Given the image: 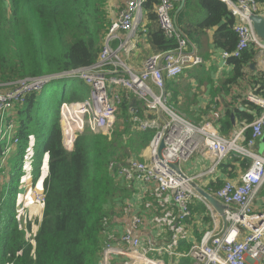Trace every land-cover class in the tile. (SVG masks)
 <instances>
[{"label":"trees","instance_id":"1","mask_svg":"<svg viewBox=\"0 0 264 264\" xmlns=\"http://www.w3.org/2000/svg\"><path fill=\"white\" fill-rule=\"evenodd\" d=\"M192 1L185 0V4ZM195 1L205 12L204 19L196 24V28L216 27L213 45L231 52L237 44L233 30L236 19L221 0ZM259 2L260 7H264V0ZM157 4L158 0H145L143 12L151 22L156 21L154 9ZM105 7L106 0H0V85L61 74L95 63L110 26ZM145 34L156 53L175 47V41L166 39L157 27H150ZM254 58L255 50L250 48L239 58L227 59L233 67L230 81L241 77L242 69ZM188 73L190 75V71ZM73 80L77 82L62 86L61 98L56 103L54 97L40 101L39 93H31L21 104H15L10 112L9 116L17 122L18 143L14 147L21 162L28 144L36 139L32 182L35 184L42 175L45 156L47 174L41 189L44 203L37 204L30 199L43 208L38 228L31 237H27L31 233V224L28 222L23 228L22 217L16 213L22 186V166L9 173L6 192L0 190V211L6 205L4 222L0 226V264H98L105 232L109 229V225L104 226V220L110 224L112 216L130 196V190L108 170V164L113 161L124 165L129 160H140L139 155L154 137V132L143 133L131 121L130 110L135 102H124L115 125L118 127L117 118L121 114L125 128L131 124L134 132L128 134L126 141V131L118 128H113L109 136L85 130L76 134L73 149L65 151L59 125L60 105L83 101L88 96L85 84ZM256 89L255 86L252 88ZM247 105L256 116L261 114L260 107ZM234 112L238 122L250 124L254 120L251 115L237 109ZM231 129L230 119L220 122L221 135L227 136ZM245 136L250 137L249 129ZM130 153L136 157H129ZM227 158L229 161L220 165L216 176L221 170L228 178L209 183L206 188L213 191L221 188L225 182L244 173L251 164L250 159L234 154ZM237 170L241 173L234 176L232 172ZM197 210L193 204L190 206L186 226L190 225ZM199 238L197 236L198 240L193 243H198ZM190 247L182 243V255L187 254Z\"/></svg>","mask_w":264,"mask_h":264},{"label":"built area","instance_id":"2","mask_svg":"<svg viewBox=\"0 0 264 264\" xmlns=\"http://www.w3.org/2000/svg\"><path fill=\"white\" fill-rule=\"evenodd\" d=\"M221 2L236 19L233 30L237 36L235 48L231 52L224 51L222 58L236 59L250 45L257 53L256 58H259L264 52V44L257 38L250 21L253 15L264 17L260 14L259 0ZM144 3L145 0L125 1L126 6L120 11L118 18L110 22L103 48L95 64L63 73L82 79L90 88L89 97L84 102H65L60 105L59 123L65 151L73 149L76 134L85 125L94 134L110 135L114 115L122 104L120 95L109 91L111 86L131 92L145 110L154 115L152 118L140 119L138 111L133 110V122L137 124L138 130L158 131L151 145L149 163L131 162L127 166L117 167V175L127 183L153 184L154 200L147 202L145 207L156 211L152 222L168 238L160 246L154 244L153 239H147L143 246L134 234L142 225V219L134 216L130 229L123 235L116 237L106 230L98 264H112L116 257L127 258L128 261L124 264H165L153 257V254L170 258L178 256L175 250L179 242L188 239V228L184 220L190 215V206L194 202L206 204L192 185L214 181L216 169L230 154L241 158L251 157L252 165L221 188L208 192L223 207L224 227L218 229L215 225L212 232L204 234L200 242L191 245L187 254L180 256L195 264H264V211L257 213L252 209L256 195L264 187V156L252 153L255 140L264 133V97L256 95L255 92L247 95V101L260 107L262 112L248 127L235 130L232 135L225 136L227 138L220 136L211 122L197 127L174 115L165 107L164 80L175 79L203 61L172 18L173 0H158L154 9L157 27L166 39L175 41V47L149 56L140 70L131 66L129 68L123 63L119 52L128 55L131 53ZM119 31L126 32L127 36L123 41L120 40L117 50H112L110 42L119 40ZM143 33H146L145 30ZM49 81L48 77H31L0 85V141L10 140L7 146L0 142V149L4 152L0 166L4 164L11 146L17 144V140L11 136V130L17 123L5 111H11L15 104H21L27 95L40 93ZM149 82L158 91V95L150 88ZM74 116L80 119V128L70 137L68 134ZM247 128L251 131L249 138L245 136ZM160 141L164 147L159 155L157 147ZM200 149H208L212 156L210 164L193 177L178 173L181 165ZM114 167L115 164L110 162L109 169ZM33 197L36 202L44 203L42 191L33 192ZM173 205L175 208L170 207ZM206 206L212 212V208L207 204ZM213 222L216 224L217 219L214 218ZM107 225L104 220V226Z\"/></svg>","mask_w":264,"mask_h":264},{"label":"crops","instance_id":"3","mask_svg":"<svg viewBox=\"0 0 264 264\" xmlns=\"http://www.w3.org/2000/svg\"><path fill=\"white\" fill-rule=\"evenodd\" d=\"M125 1L126 0H106L105 11L109 22H112L117 18L118 12L126 5ZM173 5H177V8L174 7L172 11L173 20L175 21L178 28L187 37L190 46L194 47L197 55L202 59L203 62L200 65L189 69L191 76L188 73L189 71L186 70L179 77L167 80L165 82V89L168 95L167 102L170 101V107H174L182 117L184 115L192 116L194 120H199V118L202 117L203 121H200L199 124L192 123L186 119L192 124L201 126L208 123V121L204 120L208 118L209 115L206 116L204 112L209 110H217L219 112L218 118L213 120L214 122H211L213 124L212 126L217 132H219V125L221 121L225 119L231 120V117H233V120H235L234 122L231 120L232 129L228 132L229 134L227 136L231 135L232 132L241 127L245 128L248 124L246 121L238 122L236 117H234V110L237 109L239 112L249 114L253 117V119L256 117L255 111L250 109L247 105H253L247 101V95L252 94V92L259 94L258 96L264 95V64L262 63L264 62V53H262L259 58H256L257 53L255 52V58L253 61L249 62L242 69L241 77L235 79L234 81H230L233 78V67L227 63V60L222 58V53L224 50L216 48L213 45L212 38L216 27L204 30L196 28V24L204 19V10L199 6V4L196 3L195 0L189 4H185V0H173ZM260 9L264 10V7L261 6ZM155 22L149 21L143 12L139 27L135 34L134 47L131 53L127 57H124L129 66L132 68H140L142 62L146 58L156 54L155 49L149 44L146 34L143 33L144 30L145 32L149 31L150 27L156 28L157 24ZM116 45V41L112 42L113 47ZM251 46L252 45H250L248 49L253 48V46ZM250 65H252V67H250ZM73 82L76 83V81ZM68 85L69 83L67 85L64 84V86ZM198 86L200 87L198 88ZM254 86L257 88L256 90H252ZM86 89L88 92L87 87ZM200 89H202L203 92ZM119 91L120 93H123L122 90ZM129 97L131 98H129L128 103L133 104V97L131 95ZM206 104L208 105L204 109L203 105ZM228 111L230 112L229 115ZM14 150L15 151L13 152V155L17 153V148L15 147ZM148 152L149 151L147 148L145 151L143 150L141 152L139 155L141 161H145L148 156ZM252 152L256 155H264V133L263 136L255 143ZM227 159L223 161L224 164L229 161ZM190 160L193 161L189 164L188 168H184L183 165L188 164ZM190 160L183 163L180 168L186 174L191 176L199 174L210 164L207 154H195ZM44 164L46 172L41 175L39 182L36 184L37 188L40 190L43 188V180L47 174L46 158L44 159ZM234 166L236 167L237 164L234 163ZM236 173L240 172L236 171ZM214 176L215 180L211 181L210 183H215L218 179L223 181L227 179V176L222 174L221 170H219L217 176L216 173ZM119 181L126 183L122 180ZM7 184L8 182L3 185L1 189L2 193L6 192ZM126 184H129L130 196L126 199L125 204H123L124 206L118 208L116 213L112 216L111 221H109L110 224H108V233H111L116 237L123 235L130 229L132 218L134 216H139L142 219V225L134 231L135 236L141 240L143 246L145 245V241L147 239H153L154 244L160 246L167 240L168 235L166 233L162 235L163 232L160 231V228L153 224L152 218L156 215V211L154 209H148L145 207L147 202L153 201V184ZM202 184L205 185V183ZM27 203L28 201L25 203L23 199L18 197L16 207L20 206V208H18L20 209L18 213L19 218L27 216L28 219L33 218L39 222L43 208L39 206L37 212L35 214H31V212H28V207L30 205H27ZM193 205L197 207L198 210L194 213V219L191 221L190 225L186 226V228H188V239L179 242L177 247L178 250L176 251L178 256L170 258L166 255L153 254V257L162 260L165 264L193 263V261H190L188 258L180 256L183 254L180 245L182 243H186L191 246L193 242L198 240L197 236H200L201 238L205 231L214 229L213 222L207 217V209L205 206L198 202H194ZM253 210L257 213L264 211V188L256 196L253 203ZM3 222L4 218H1L0 226L3 224ZM217 224H224L221 215L218 217ZM36 230L37 225L31 228L32 233H35ZM29 235L27 237H29ZM122 248H125V246H122ZM126 261H128L127 258L116 257L112 264H124Z\"/></svg>","mask_w":264,"mask_h":264},{"label":"bare ground","instance_id":"4","mask_svg":"<svg viewBox=\"0 0 264 264\" xmlns=\"http://www.w3.org/2000/svg\"><path fill=\"white\" fill-rule=\"evenodd\" d=\"M126 6V5H125ZM124 9V7L121 9V10H123ZM120 10V11H121ZM120 11L118 12V15H119V13H120ZM117 18H118V16H117ZM107 33H108V31L106 32V34H105V36H104V39H103V45H104V42H105V38H106V35H107ZM117 35H118V37H119V40H117L116 42H117V45L115 46V47H113L112 46V42H115V40L114 41H112V42H110V47H111V49L112 50H117L118 49V46H119V44H120V40L121 41H123L125 38H126V36H127V33L126 32H124V31H119L118 33H117ZM257 38L264 44V42H263V40L261 39V38H259L258 36H257ZM103 45H102V48H103ZM102 50V49H101ZM101 52V51H100ZM264 53V52H263ZM242 54V53H241ZM241 54H240V56H241ZM119 56H120V58H121V61L123 62V63H125L129 68H131L130 66H129V64L127 63V61L124 59V57H127L128 56V54H126V53H124V52H122V51H120L119 52ZM239 56V57H240ZM99 57V56H98ZM238 57V58H239ZM98 60V59H97ZM96 60V61H97ZM146 60V59H145ZM144 60V61H145ZM144 61L142 62V65H143V63H144ZM96 63V62H95ZM95 63H93V64H95ZM202 63V62H201ZM200 63V64H201ZM200 64H198V65H200ZM92 65V64H91ZM142 65H141V67L140 68H138V69H135V70H140L141 68H142ZM198 65H196V66H198ZM90 66V65H89ZM79 69V68H78ZM75 70V69H74ZM122 76H127V75H123L122 74ZM43 77V76H42ZM44 77H48V78H50V80H52V79H60V78H70V79H77V80H79V81H81V82H83L84 84H85V86L88 88V96H87V98L85 99V100H87L88 99V97H89V92H90V88H89V86L82 80V79H80V78H78V77H76V76H71V75H66V74H63V73H61V74H56V75H52V76H44ZM34 78H37V77H34ZM27 79V78H26ZM167 80H171V79H165L164 80V95H165V107L168 109V110H170L174 115H176V116H178V117H180V118H182L183 120H185V122H187L188 124H191V125H193V126H201V125H195V124H192V123H190V122H188L186 119H184L182 116H180L177 112H176V110L174 109V108H172V107H170V106H168L167 105V98H168V95H167V93H166V89H165V82L167 81ZM16 83V82H15ZM2 85H6V84H2ZM148 85L150 86V88L153 90V92L156 94V95H158V91L152 86V84L149 82L148 83ZM109 89V91L110 92H117L119 95H120V97H121V100H122V104L124 103V102H128V100H129V98H131V97H129L130 95L133 97V99H134V102H135V106H133L132 107V109L130 110V117H131V121L133 122V115H132V111L133 110H137L138 111V116H139V118L140 119H144V118H152V117H154V115L153 114H150L149 112H147L146 110H145V108H144V106L142 105V103L140 102V101H138L136 98H135V96L131 93V92H128V91H126V90H124L123 88H121V87H118L117 89H115L114 87H109L108 88ZM119 90H122L123 91V93H120V91ZM85 100H83V101H78V102H68V104H76V103H82V102H84ZM121 104V105H122ZM121 105L117 108V111H116V113H115V115H114V122H113V126H112V131H113V127H114V125H115V121H116V117H117V114H118V112H119V108L121 107ZM10 112L11 111H5V113L6 114H8V116L10 115ZM59 116H60V111H59ZM235 120V119H234ZM234 120H233V122H234ZM253 122V121H252ZM251 122V123H252ZM134 123V122H133ZM250 123V124H251ZM136 126H137V124L136 123H134ZM250 124H248L246 127H248ZM59 125H60V123H59ZM16 125L14 126V128H12V130H11V136H12V139H14V140H17V143H18V139L16 138V135H17V130H16ZM138 127V126H137ZM245 127V128H246ZM79 128H80V119H78L76 116H74V120H73V124H72V127H71V130H70V133L68 134V136H70V137H72V134H73V132H75V131H78L79 130ZM247 129H249V128H247ZM246 129V130H247ZM85 130H90L86 125L84 126V128H83V130L81 131V132H79V133H77V134H80V133H83ZM250 130V129H249ZM112 131H111V133H112ZM149 131H151V132H154V137H153V139H152V141L150 142V144H149V146L147 147V149H148V156H147V158L145 159V161H141V160H129L127 163H125L124 165H118V164H116L115 162H113V161H110V162H113L114 164H115V167H114V169H109V165H110V162H109V164H108V170L110 171V172H112V174L113 175H115V176H117V178H118V180H122V181H124V182H126L122 177H119L117 174H118V171H119V169H117V167H123V166H127V165H129L131 162H137V163H141V164H148L149 163V156H150V151H151V145L153 144V142H154V140H155V138H156V135H157V130L156 129H149V130H146V131H144V132H149ZM143 132V131H142ZM143 132V133H144ZM110 133V134H111ZM233 134V133H232ZM231 134V135H232ZM250 134H251V131H250ZM220 135V134H219ZM18 136V135H17ZM220 136H222V135H220ZM223 137V136H222ZM262 137V136H261ZM260 137V138H261ZM225 138H227V137H225ZM260 138H258L257 140H255V142H254V145H255V143L260 139ZM1 142V144L3 145V146H7V144L10 142V140H5V141H0ZM162 141H160L159 142V144L161 143ZM163 143V142H162ZM159 144H158V147H157V152H158V150H159ZM17 144H13L12 146H11V148H10V150L7 152V157H6V160L8 159V157L11 155V152H12V150H13V148H14V146H16ZM164 147V146H163ZM254 147V146H253ZM253 149V148H252ZM163 150V149H162ZM162 150L160 151V152H158V154L160 155L161 154V152H162ZM67 151V150H66ZM198 153H202V154H207L208 155V159H209V162H210V160L212 159V156H211V154L209 153V151H208V149H200V150H198L195 154H198ZM253 153V152H252ZM4 154V152L0 149V155H1V158H2V156H4L3 155ZM194 154V155H195ZM254 154V153H253ZM193 155V156H194ZM254 155H256V154H254ZM192 156V157H193ZM257 156H261V155H257ZM264 156V155H263ZM191 157V158H192ZM1 158H0V160H1ZM46 158V166H47V157L45 156V157H43V160H42V166L43 165H45L44 164V159ZM190 158V159H191ZM244 158H248V159H250L251 160V164H250V166L248 167V168H250L251 167V165H252V158L251 157H244ZM6 160H5V162H4V164L2 165V166H0V190L2 189V187H3V185L5 184V182L8 180L7 178L10 176V174H9V169H8V167L6 166ZM23 162H24V160H22V162H21V164H20V166H22L23 167V169H22V186H21V188H20V190H19V197L21 198V199H23V201H25V203H26V201H28L26 198H28V199H31L34 203H37V204H41V203H38V202H36L35 201V199H34V197H33V192H40L41 190L39 189V188H37V186H36V184H37V182H39V179H40V177H39V179L37 180V182L34 184L33 182H32V173H33V170H32V165H33V160H28V162H29V164L25 167V166H23ZM4 170V171H3ZM217 170V169H216ZM178 173H182V174H184V175H186V176H189V177H193V176H191V175H189V174H186L181 168L177 171ZM215 173H216V171H215ZM214 173V174H215ZM42 174H43V172H42ZM7 175H9V176H7ZM230 182V181H229ZM127 183V182H126ZM140 183H142V182H140ZM226 183V182H225ZM224 183V184H225ZM209 183H205V185H203L202 183H197V184H193L192 185V187L194 188V190H195V192L205 201V203L208 205V206H210L212 209V212H210V210L207 208V211L209 212V215H210V217H211V219H212V222H213V219L214 218H216L217 220H218V217H219V215H223V212H221V213H218V211L215 209V207L210 203V202H208L203 196H201V194L198 192V190H202L203 192H205L206 194L208 193V192H213V190L211 189V188H206L207 187V185H208ZM154 188V187H153ZM264 188V187H263ZM262 188V189H263ZM261 189V190H262ZM260 190V191H261ZM259 194V193H258ZM257 194V195H258ZM256 195V196H257ZM152 198H153V196H152ZM256 198V197H255ZM153 200H154V198H153ZM255 200V199H254ZM253 203H254V201H253ZM206 204H204L205 205V207H207L206 206ZM19 207V206H18ZM18 207H16V213L18 214L19 213V211H20V209H18ZM171 208H175L174 207V205L173 206H170ZM252 209H253V205H252ZM189 216V215H188ZM187 216V217H188ZM187 217L185 218V220L187 219ZM185 220H184V223H185ZM215 225H216V227L218 228V229H220V228H223L224 227V224L223 225H218L217 224V222H216V224L213 222V226L215 227ZM186 226V225H185ZM161 229V228H160ZM213 230H209V231H207V232H205L204 234H206V233H208V232H212ZM203 234V235H204ZM187 237H188V234H187ZM202 238V237H201ZM201 240V239H200ZM200 242V241H199ZM176 250H177V248H176ZM175 250V251H176ZM182 255V254H181Z\"/></svg>","mask_w":264,"mask_h":264},{"label":"rangeland","instance_id":"5","mask_svg":"<svg viewBox=\"0 0 264 264\" xmlns=\"http://www.w3.org/2000/svg\"><path fill=\"white\" fill-rule=\"evenodd\" d=\"M263 11L264 10H261L260 9V14H262L263 15ZM264 16V15H263ZM71 81H76V80H73V79H68V78H60V79H52V80H50L49 82H47L46 84H45V86L43 87V89H42V91L39 93V100L41 101L43 98H45V97H49V99H53V97L55 98V103H56V101H59L60 100V98H61V94L62 93H59L60 92V90H61V88H62V86L65 84V85H67L68 83H71ZM77 82V81H76ZM200 86H198V88H199ZM202 92H203V90L202 89H200ZM209 104V103H208ZM208 104H206V105H203V108L205 109V107L208 105ZM167 105L168 106H171V102L170 101H168L167 102ZM174 108V107H173ZM175 109V108H174ZM176 110V109H175ZM176 112H177V110H176ZM204 112V111H203ZM178 113V112H177ZM205 113V115L207 116V115H209L208 116V118H206L204 121H208V122H212L213 120H215V119H217L218 118V111L217 110H209V111H207V112H204ZM179 114V113H178ZM221 115V114H220ZM205 117V116H204ZM183 118L184 119H187L188 121H190V122H192V123H195V124H199V122L200 121H203V119H202V117H200L199 118V120H194L193 118H192V116H183ZM117 122H118V127L115 125L113 128H114V130H116L117 128H118V130H120V131H126V133H127V136L124 138L125 139V141H126V138H128V134H132L133 132H134V130H133V127L131 126V124L129 123L128 125H127V128H125V124H124V117H123V115L121 114V115H119L118 116V118H117ZM214 122V121H213ZM35 145H36V139H32L31 141H30V143L28 144V147H27V151H26V153H25V156L23 157V159L22 160H24V162H23V166H27L28 164H29V162H28V160L31 158H33L34 159V153H35ZM15 148V147H14ZM14 148H13V150H12V152H11V155L8 157V159L6 160V166L8 167V169H9V173H11V171H14L15 169H17V168H19V166H20V164H21V159H20V157H18L16 154H14L13 155V152L15 151L14 150ZM145 151V150H144ZM146 153V152H145ZM129 157H136V155L134 156V154L133 153H130L129 154ZM32 159V160H33ZM193 160H190L189 161V163L188 164H184L183 165V167L184 168H188V166H189V164L192 162ZM33 162H34V160H33ZM42 170H43V174L46 172L45 170H46V168H45V166L43 165L42 166ZM237 171H239V170H237ZM240 173H241V171H239ZM233 173V175L234 176H236L237 175V173H236V171H234V172H232ZM240 173H238V174H240ZM7 176H9V175H7ZM228 178V177H227ZM230 179V178H229ZM232 179H234V178H232ZM125 184V186L129 189V184H126V183H124ZM28 201H29V207H28V212H31V214H35L36 212H37V209H38V207L40 206V205H35V204H33V202L30 200V199H28V198H26ZM41 207V206H40ZM5 214H6V205H4L3 206V208H2V211H1V218L3 219L4 217H5ZM0 218V219H1ZM30 223L31 224V228L32 227H34L35 225H37V228H38V222H37V220L36 219H33V218H31V219H28V217L27 216H25V217H22V222H21V225L23 226V228H24V225L26 226L27 225V223ZM31 234H32V236L34 235V233H30V235H29V237L31 236ZM192 264H194V262L192 263Z\"/></svg>","mask_w":264,"mask_h":264},{"label":"water","instance_id":"6","mask_svg":"<svg viewBox=\"0 0 264 264\" xmlns=\"http://www.w3.org/2000/svg\"><path fill=\"white\" fill-rule=\"evenodd\" d=\"M250 21H251V26H252V28H253L256 36H258L259 38H261L263 40V42H264V17L259 16V15H253L250 18ZM252 65H250V67H252ZM231 120L233 122V117H231ZM162 149H163V143L161 142L159 144V150H158V152H160ZM173 169L176 170V167L173 166ZM198 192L208 202H210L218 210L219 213L223 212V207L221 205H219V203L210 194H208V193L206 194L202 190H198ZM221 216H222V214H221Z\"/></svg>","mask_w":264,"mask_h":264}]
</instances>
